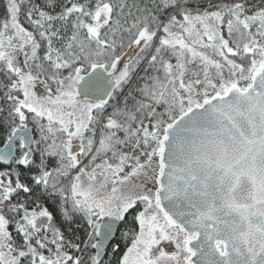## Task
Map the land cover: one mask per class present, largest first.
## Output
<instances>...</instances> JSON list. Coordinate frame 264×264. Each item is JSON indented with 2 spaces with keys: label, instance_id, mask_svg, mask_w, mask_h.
I'll use <instances>...</instances> for the list:
<instances>
[{
  "label": "snow or ice",
  "instance_id": "1",
  "mask_svg": "<svg viewBox=\"0 0 264 264\" xmlns=\"http://www.w3.org/2000/svg\"><path fill=\"white\" fill-rule=\"evenodd\" d=\"M0 264H264V0H3Z\"/></svg>",
  "mask_w": 264,
  "mask_h": 264
},
{
  "label": "trees",
  "instance_id": "2",
  "mask_svg": "<svg viewBox=\"0 0 264 264\" xmlns=\"http://www.w3.org/2000/svg\"><path fill=\"white\" fill-rule=\"evenodd\" d=\"M2 9H3V0H0V15H2Z\"/></svg>",
  "mask_w": 264,
  "mask_h": 264
}]
</instances>
